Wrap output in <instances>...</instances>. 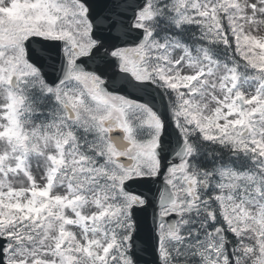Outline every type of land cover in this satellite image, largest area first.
Wrapping results in <instances>:
<instances>
[{"label":"snow or ice","instance_id":"6c2138e0","mask_svg":"<svg viewBox=\"0 0 264 264\" xmlns=\"http://www.w3.org/2000/svg\"><path fill=\"white\" fill-rule=\"evenodd\" d=\"M0 264H264V0H0Z\"/></svg>","mask_w":264,"mask_h":264}]
</instances>
